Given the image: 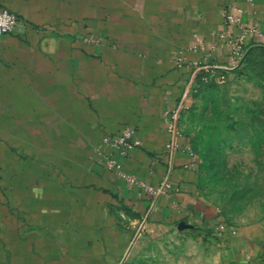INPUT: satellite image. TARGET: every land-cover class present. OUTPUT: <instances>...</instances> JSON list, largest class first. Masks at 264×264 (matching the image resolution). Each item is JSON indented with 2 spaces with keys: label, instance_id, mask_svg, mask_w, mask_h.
<instances>
[{
  "label": "crops",
  "instance_id": "obj_1",
  "mask_svg": "<svg viewBox=\"0 0 264 264\" xmlns=\"http://www.w3.org/2000/svg\"><path fill=\"white\" fill-rule=\"evenodd\" d=\"M1 9L19 24L0 38V264H118L146 212L203 221L197 169L179 138L170 155L166 116L199 72L231 69L223 33L256 24L264 34V0H0ZM197 38L204 53L193 51ZM262 43L249 36L248 56ZM126 127L142 147L123 157L104 138ZM104 155L166 190L129 186ZM232 243L237 264H264V234Z\"/></svg>",
  "mask_w": 264,
  "mask_h": 264
},
{
  "label": "rangeland",
  "instance_id": "obj_2",
  "mask_svg": "<svg viewBox=\"0 0 264 264\" xmlns=\"http://www.w3.org/2000/svg\"><path fill=\"white\" fill-rule=\"evenodd\" d=\"M175 112L207 216L192 227L146 212L118 264H237L232 242L264 234V50L199 72Z\"/></svg>",
  "mask_w": 264,
  "mask_h": 264
},
{
  "label": "built area",
  "instance_id": "obj_3",
  "mask_svg": "<svg viewBox=\"0 0 264 264\" xmlns=\"http://www.w3.org/2000/svg\"><path fill=\"white\" fill-rule=\"evenodd\" d=\"M252 2V0H248ZM225 19L229 23L240 22V16H233L228 13L224 14ZM19 24V18L13 12L7 9L0 10V38L6 34L13 33L16 27ZM242 33L239 36H233L231 32H226L222 34V38L226 40V42L232 47L231 52V69H235L242 65L247 56V48H245L246 40L249 36H254L263 40L264 45V34L258 30L256 24H254L250 28L241 27ZM197 45L193 48L194 52H205L204 43L201 39H196ZM195 67L200 66V62L193 63ZM178 114L176 112L172 114H167L166 123H167V131L172 136L170 143L167 148L170 152V155L173 157L176 148L178 147L177 137H178V124H177ZM104 143L115 150L123 157L130 156L133 152L137 151L142 147L141 140L136 136L135 131L126 127L121 132L115 135L106 136L104 138ZM104 166L108 171H116L118 175L123 178L129 186H139L145 191H150L151 193L161 194L164 193L168 183H165L161 186L156 192L154 189L152 190L148 185L144 182L138 180L135 176H132L126 172H124L121 168V165L110 156L104 155Z\"/></svg>",
  "mask_w": 264,
  "mask_h": 264
},
{
  "label": "trees",
  "instance_id": "obj_4",
  "mask_svg": "<svg viewBox=\"0 0 264 264\" xmlns=\"http://www.w3.org/2000/svg\"><path fill=\"white\" fill-rule=\"evenodd\" d=\"M247 55H248V53H247ZM201 74V73H200ZM197 77V76H196Z\"/></svg>",
  "mask_w": 264,
  "mask_h": 264
}]
</instances>
